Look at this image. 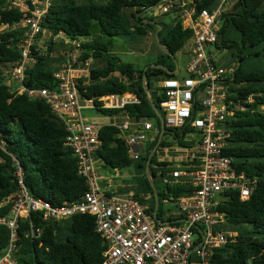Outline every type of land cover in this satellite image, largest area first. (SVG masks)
<instances>
[{"label": "trees", "instance_id": "obj_1", "mask_svg": "<svg viewBox=\"0 0 264 264\" xmlns=\"http://www.w3.org/2000/svg\"><path fill=\"white\" fill-rule=\"evenodd\" d=\"M15 0H0V216L11 208L7 200L19 190L18 171L30 195L59 206L82 197L87 189L84 178L77 174L76 158L66 146L67 131L64 124L41 99H31L18 93L5 83V72L16 67L21 59V44L25 29L18 24L28 15L12 5ZM30 4V0H26ZM163 3L162 0H51L50 8L42 23L50 34L46 51L41 52L38 39L30 48L34 62L27 67L23 85L27 89L54 90L57 88L55 72L67 62L70 44L80 42L79 61L91 60L89 84L78 82L77 89L84 100L93 102V109L104 116L127 115L133 120H155L157 132L148 145L145 155L137 162L143 175L141 194L134 196L146 203L153 212L156 202L145 174L147 158L160 134L159 102L163 96L160 88L156 99L150 94V79L158 83L174 78L175 65L167 53L175 56L190 42L191 31L183 27L180 18L167 21L166 12L149 16L148 12ZM216 0H193L189 7L195 12L213 9ZM218 47L222 45L237 51L238 63L233 68L234 84L238 94L256 93L257 101L264 103V0H236L220 17ZM150 22V23H149ZM162 53L150 64L136 68L123 62L114 52L118 44L128 43L134 49L150 33L155 40L158 26ZM64 36L65 44L55 51L54 38ZM228 37V38H227ZM156 42V40H155ZM157 43V42H156ZM65 52V53H64ZM165 68V70L162 69ZM119 76V80L114 75ZM145 74V83L143 75ZM148 88V92L145 91ZM133 94L137 103L124 109H103L101 99L109 95ZM155 108V109H154ZM231 137L226 153L233 158V167L243 172L252 182L253 190L246 201L239 200L238 192H229L218 211L224 214V228L236 231L235 243L213 250L209 264H264V113L247 111L227 118ZM160 148L152 158L150 170L159 199L157 216L165 213L162 201L189 195L193 189L187 185L164 184L158 189L154 166L166 174L167 164L159 162L160 149L170 146L166 127ZM177 135V134H176ZM101 146L96 153L101 170L113 173L133 164L128 157L127 144L120 137L119 129L111 123L99 131ZM144 195H149L147 199ZM178 217L168 216V221ZM30 220L43 230L39 238L29 234V222L20 224L16 259L19 264H103L104 243L96 231L94 217L78 215L61 222L43 223L36 213ZM10 231L0 226V253L7 247Z\"/></svg>", "mask_w": 264, "mask_h": 264}, {"label": "built area", "instance_id": "obj_2", "mask_svg": "<svg viewBox=\"0 0 264 264\" xmlns=\"http://www.w3.org/2000/svg\"><path fill=\"white\" fill-rule=\"evenodd\" d=\"M163 3L176 5L172 1ZM163 3L152 9L149 16L166 13L168 7ZM228 3L229 0H216L213 9L197 13L193 8L186 26L182 24L191 31L186 76L164 79L159 84L163 96L159 112L165 126L175 132L169 133L168 142L177 146L160 149L163 157L159 156V162L167 164V173L160 172V179L165 184L181 183L193 189L189 195L164 200L177 208L181 216L178 220H184H167L166 224H158L148 205L133 193L111 192L112 177L101 185L103 180L98 172L101 163L96 153L101 146L99 131L103 125L88 123L81 115L84 108L94 107L91 100L82 99L77 89L79 81L89 84L91 67L90 59L79 61V41L69 43L67 62L54 74L56 89L24 87L25 71L34 62L30 48L38 35L45 32L42 23L51 0L12 3L28 14L18 24L25 32L20 62L10 74L17 85L15 90L31 99L45 101L64 124L68 133L65 144L76 158L77 174L84 178L87 189L78 200L52 205L29 194L19 170V190L6 202L11 204L8 213L0 216V226L10 231L9 243L0 253V264H19L16 243L21 223L29 222L31 237L42 235V228H34L31 213H36L43 223H58L78 215L94 217L96 231L105 246L103 264H209L213 250L236 242L238 233L223 227L226 220L218 208L229 192H238L241 201L248 200L255 181L237 171L232 165L233 158L226 153L231 137L227 118L245 111L264 113V103L256 100L260 94H238L236 89L242 84H234L233 70L217 65L205 52L206 47L219 42V19L227 11ZM178 73L179 70L175 75ZM101 102L103 109L122 110L138 99L133 94L109 95ZM117 117H123V121L114 119L111 124L119 129L120 137L126 142L129 159L138 161L157 132L149 120H133L127 115ZM170 152L174 153L173 161L167 155Z\"/></svg>", "mask_w": 264, "mask_h": 264}, {"label": "rangeland", "instance_id": "obj_3", "mask_svg": "<svg viewBox=\"0 0 264 264\" xmlns=\"http://www.w3.org/2000/svg\"><path fill=\"white\" fill-rule=\"evenodd\" d=\"M236 0H229L228 3V9L231 7V5ZM193 0H180L179 4H182L183 6L173 5L170 6L171 3H163V6L168 7L167 12H171V14L165 16L167 21H172L174 18H180L182 24L186 26V19L191 14L193 7H189V4H192ZM23 4V3H19ZM162 5V3L160 4ZM152 12L149 11L148 14ZM160 16V15H159ZM6 29V26H0V32L2 30ZM228 38V37H227ZM50 39V34L43 32L42 36L38 39L39 47L41 49V52L44 53L46 51V42ZM139 39L142 41L138 44L137 47L134 49L129 48L128 43L118 44L113 50L114 52L120 57V59L123 62L126 63H132L136 68H142L146 64H150L151 61H153L158 54H161L163 51L158 46V44L155 42L153 34H149L145 39ZM54 49L53 52L54 56H57L60 49L57 48V44H65L66 40L64 36L55 37L54 41ZM190 46V42H187L182 49L175 54V60L178 65L179 73L175 76L176 78H181L186 76V64L188 61V57L186 52L188 51ZM206 54H208L211 59L219 66L225 67L228 70H233L237 66L238 59H237V51L234 48L226 47L222 45L221 47H218L217 45L208 46L205 49ZM67 53L64 55V58H66ZM5 83L8 84L12 88H16V83L11 79L10 77V70L5 72ZM114 78L116 80H119V76L117 74L114 75ZM161 82V81H160ZM160 82H156L155 79H150L151 88H150V94L153 96V99L155 101L156 99V91L159 88ZM82 117L91 124H109L111 123V118L109 116H104L102 114H99L96 112L93 108H84L81 111ZM150 123L155 126V120H149ZM170 147L172 149H175L176 143L170 142ZM165 155V154H164ZM169 157H172L174 153L170 152L167 153ZM160 158L162 159L163 153H159ZM137 162L133 161V164L125 169H122L120 171L114 170L115 173H110L109 177H112L113 180L114 176L116 174V182L118 184H121L125 187L128 186V189L134 193H137L138 195H142L141 193V187L143 184V175H141L140 170L137 169ZM154 168V172L156 175L155 182L158 189H161L164 186V182L160 179V170L157 168ZM108 174V173H106ZM149 195H144V197L147 199ZM163 209L171 208L172 204L162 201Z\"/></svg>", "mask_w": 264, "mask_h": 264}, {"label": "water", "instance_id": "obj_4", "mask_svg": "<svg viewBox=\"0 0 264 264\" xmlns=\"http://www.w3.org/2000/svg\"><path fill=\"white\" fill-rule=\"evenodd\" d=\"M162 1H172L174 2V4L178 5L179 1L180 0H162ZM150 23V22H149ZM155 24V23H153ZM157 25V24H155ZM158 26V30L155 32V40L158 44L159 47H161V44H160V41H159V31L162 29V26ZM168 56L173 60V63L175 65V70H174V74L177 73V70H178V65H177V62L175 60V57L170 54V53H167ZM163 70H165V68L162 67ZM145 74L143 75V82L145 83ZM145 91L148 92V88L145 87ZM155 109V108H154ZM166 126H165V123L164 121H161L160 122V134H159V137H158V141L156 143V145L154 146V148L152 149V151L150 152L148 158H147V161H146V164H145V174H146V177L150 183V186L152 188V191H153V196H154V199H155V202H156V205H155V208L152 212V216L153 218L155 219V221L158 223V224H166V223H169L168 221H163L161 220L158 216H157V212H158V207H159V199H158V196H157V192H156V188H155V185H154V176L152 175V172L150 170V164H151V161H152V158L154 157V155L156 154V152L158 151V149L160 148V145L162 143V140H163V137H164V134L166 133ZM178 221H184V220H178ZM199 245H197L196 248H198ZM195 250L192 249L191 252H193Z\"/></svg>", "mask_w": 264, "mask_h": 264}, {"label": "crops", "instance_id": "obj_5", "mask_svg": "<svg viewBox=\"0 0 264 264\" xmlns=\"http://www.w3.org/2000/svg\"><path fill=\"white\" fill-rule=\"evenodd\" d=\"M57 48L60 49V45L59 44H57ZM59 70H60V68L56 72H58ZM110 118H111V121H114V119H117L118 121L120 120L121 122L123 121V117H117L116 118V116H113V117H110ZM98 125H106V124H98ZM169 159H171L173 161L172 157H169ZM98 172H99L100 177L103 180V182H101V185L103 186L106 183V180L108 179L109 175L101 170L100 165H98ZM113 173H115V172H113ZM112 176H114V179L116 180V174L112 175ZM115 180L112 181V184H111V187H110L111 192H113L115 194H123V193L130 192V193L134 194V192H132V191H130L128 189V186L125 185V187H124L121 184H118ZM179 215H180V213L178 212L177 208L172 205L171 208H167V209L165 208V213H164V216H163V218L161 220L167 221L168 216L178 217Z\"/></svg>", "mask_w": 264, "mask_h": 264}]
</instances>
